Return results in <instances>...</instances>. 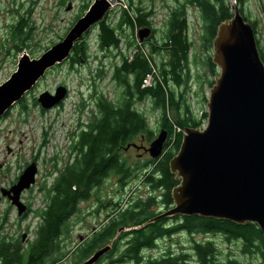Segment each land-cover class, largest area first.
Wrapping results in <instances>:
<instances>
[{
  "label": "rangeland",
  "instance_id": "1",
  "mask_svg": "<svg viewBox=\"0 0 264 264\" xmlns=\"http://www.w3.org/2000/svg\"><path fill=\"white\" fill-rule=\"evenodd\" d=\"M94 1L0 0V84L12 75L13 70L14 72L17 70L19 57L23 52L38 58L48 46L67 34L73 22L80 15L85 14ZM145 1L147 2L143 4L138 0L133 2L132 0H114L104 21L112 27H117L124 10L127 12L135 10L141 13L152 8L155 10L149 19L157 31L146 48L158 72H162L160 75L164 73L167 76L168 90L175 92L181 105L187 100L186 111L181 115L186 117L191 110L192 117L201 119L205 124L211 82L215 80L218 69L216 74L213 73L208 62L209 57L212 61L213 49L206 48V22L202 10L192 7L187 11L186 25L177 34L180 36V45L178 51L174 53L173 43L169 40L167 43L165 30L168 28L167 12L173 8L176 0ZM227 2L231 7L237 6L242 9L249 20L255 23V35L264 53V0H246L244 5H239L237 0H227ZM69 3L73 5L71 10L67 9ZM25 20L27 22L23 31L28 32L26 41L23 36L17 34L16 30L14 31V28ZM117 30L120 40L118 47L112 45L101 48V28L98 24L95 25L84 37L87 40L86 44L88 42V50L86 56L81 55L82 59L79 63L74 60L73 63H63L49 70L44 80H41L0 119V219L7 216L2 235L29 251L32 243L39 236L38 232L43 221L35 211H40L48 204L46 189L53 186L61 172L76 161L79 155L77 141L82 130L100 116L99 99L103 97L108 103L118 105L126 93L127 88L121 81L123 75L118 73L124 58L128 65H132L137 60L132 69L143 65L141 62L143 57L139 52L134 55L133 60H130L137 49L136 35L139 29L126 24ZM11 35H13L12 39ZM185 51L188 59L180 60L181 67L177 73L173 69V64L178 62ZM79 55L78 50L76 57ZM169 66L171 67L170 76L167 72ZM125 79L133 80V74H128ZM59 84L68 88L67 96L62 104L50 109L42 108L38 101L41 93L55 91ZM138 94L132 97L133 107L146 115L149 129L154 132L155 137L162 125L163 111L155 106V102L149 95L139 102ZM167 114L173 121L175 117L178 118L177 112L175 115L172 111ZM132 142L146 147H149L151 143L147 139V133L143 135V138L140 135ZM172 145L173 140H169L167 151ZM121 157L128 165L140 164V167L131 170L133 175L127 178L128 180H124L126 183L121 181L120 175L111 174L92 190L91 194H96L98 198L93 196L79 204V211L68 219L62 236L45 256L44 264H55V261H57L56 264H77L81 261L80 249L87 246L88 242L86 241L78 249L76 246L81 240L90 237L92 228L99 227L113 212L110 207L116 200H108L118 189L123 191V208L130 207L138 200L144 201L153 197L154 202L149 207L150 211L155 215L166 211L168 206L163 204L162 191L152 186L150 176L144 172V168H141L144 162L152 159L149 152L142 147L139 149L131 147L128 150L122 149ZM33 161L37 162L38 168L36 183L23 193V201L29 206V211L19 216L17 209L10 201L2 197L1 188L12 186ZM99 201L100 207L103 208L95 214ZM167 223L171 225L173 220L169 219ZM24 234L26 237L23 241ZM207 238H216L222 259L228 260L229 255L233 254L231 258L244 264H263L255 256L243 255L235 242H226L216 234L208 236L183 232L174 237L159 240L157 248L147 251L145 255L152 258L155 255L164 254L163 251H168L170 248H173L176 254H190L195 240L204 242ZM101 264L133 263L105 262Z\"/></svg>",
  "mask_w": 264,
  "mask_h": 264
},
{
  "label": "water",
  "instance_id": "2",
  "mask_svg": "<svg viewBox=\"0 0 264 264\" xmlns=\"http://www.w3.org/2000/svg\"><path fill=\"white\" fill-rule=\"evenodd\" d=\"M111 4L95 0L63 41L40 58L27 52L19 58L17 71L0 85V117L43 77L46 71L66 59L74 42L101 21ZM234 17L218 27L213 41V62L221 69L211 89L207 126L187 127L170 169L180 179L173 189L174 206L149 223L174 216L199 215L227 219L239 224L252 222L264 231V61L255 31L237 6ZM150 28L139 31L143 41ZM67 88L55 95L43 93L42 107L60 103ZM168 131L163 129L147 149L154 159L162 156ZM37 162L30 164L11 188H1L17 207L19 216L27 206L22 193L36 182ZM110 246L96 251L82 264H95Z\"/></svg>",
  "mask_w": 264,
  "mask_h": 264
},
{
  "label": "trees",
  "instance_id": "3",
  "mask_svg": "<svg viewBox=\"0 0 264 264\" xmlns=\"http://www.w3.org/2000/svg\"><path fill=\"white\" fill-rule=\"evenodd\" d=\"M197 1L200 3L203 18L206 22V48L210 50L213 47V41L217 35L219 25L224 21L232 19L234 13L227 0ZM245 1L238 0L239 5H244ZM241 12L244 14L242 10ZM150 15L149 13L136 11L135 21L139 26H150L151 23L147 20V17ZM244 15L248 21L249 17L246 14ZM186 19L185 15L178 14L177 12L170 19V29L166 40L167 43L168 40L173 43L174 53L178 51L180 45V36L177 34L186 25ZM252 23L255 30V23ZM126 24L132 25L133 28L135 26L134 19L127 11H124L117 27H112L103 21L101 23L100 35L101 48L112 45L118 47L120 40L117 36V29ZM87 44L85 40L79 42L77 52L79 50L80 55L76 57V62H79L83 55L86 56L88 50ZM259 51L264 61V53L260 47ZM181 59L187 61L186 51L179 57L178 62L173 64V69L177 73L179 67H181ZM136 61L132 65H128L124 58L122 66L118 68V73L123 75L121 81L127 88L125 95L118 105L108 103L103 97L99 99L98 108L100 116L95 118L86 129L82 130L79 141H77L79 155L76 161L70 164L66 170L62 171L53 186L51 185L47 189L49 202L41 213L43 222L38 232L39 236L32 243L30 251L2 235L7 216L0 219V264H44L45 256L64 231L68 219L77 211L80 201L88 199L93 188L103 183L109 175H120L122 177L121 181L126 183L124 180H128L127 178L133 175L131 170L140 167V164L134 166L128 165L121 157V150L136 137L147 133L148 141L154 138V132L149 129L146 115L133 107L132 97L135 94L139 93L140 101L149 95L154 100L155 106L163 111L162 127L168 129L170 137L173 135L174 128L168 119V105L173 112H177L178 114V126L182 128L186 126L197 128L203 125L201 119L192 117L191 110L188 111L186 117L181 115L182 112L186 111L187 100L181 105L175 92L168 91L167 93L164 84L158 83L155 88L142 90L141 82L144 75L149 71V65L142 58L141 62L143 65L132 69L131 67ZM208 62L212 72L216 74V66L211 61V57H209ZM130 73L133 74L132 81L125 79ZM164 83H167L166 77ZM214 83L215 80L211 82V85H214ZM205 116H208L207 113ZM181 142L182 133H179L171 149L166 151L162 158L159 160H147L141 166V168L146 169V174L150 176L154 188H165V191L162 192L163 204L169 207L173 205L172 190L180 182L176 174L172 173L170 169V161L178 153ZM153 202V197L144 201L138 200L122 211L118 218H137L138 220L134 224L144 223L156 216L149 209ZM173 219V225L166 230L160 227V223L164 222L165 219L137 230L136 236L127 241V247L120 257H125L126 261L139 264L145 258V247H154L156 245L157 240L151 236L152 234L158 237L163 234L172 235L182 230L188 234H220L227 242L239 241L240 251L243 254L256 255L264 264V231L255 223L239 224L227 219H215L199 215L174 217ZM154 226L159 227L151 229ZM139 232H142V234H139ZM113 235L107 238L94 236L87 246L80 249V259H85L99 246H104L113 238ZM220 253V250L215 246V242L213 241H194L190 254L169 253L165 257L146 261L145 264H244L237 259L223 261L219 257Z\"/></svg>",
  "mask_w": 264,
  "mask_h": 264
},
{
  "label": "flooded vegetation",
  "instance_id": "4",
  "mask_svg": "<svg viewBox=\"0 0 264 264\" xmlns=\"http://www.w3.org/2000/svg\"><path fill=\"white\" fill-rule=\"evenodd\" d=\"M169 0H167L168 2ZM183 1V0H182ZM138 2H141L143 4H145L147 1L145 0H138ZM72 3H69L68 6H67V9H72L73 5L71 6ZM169 5V4H168ZM176 7H177V3L175 2L174 4ZM189 8V7H188ZM187 8V9H188ZM180 9H183L185 10L184 8H180ZM78 19V18H77ZM27 22V20H25V22H22L20 23L18 26H16L14 28V31L16 30L17 31V34L19 33L21 36H23V39L25 40L28 36V32H24L23 29H24V25L25 23ZM75 22H73L74 24ZM29 24V23H28ZM72 24V26H73ZM71 26V27H72ZM70 27V28H71ZM13 31V32H14ZM70 31V29L68 30V32ZM12 32V33H13ZM67 32V34H68ZM67 34L61 39V40H58L56 42H54L53 44H51L50 46H48L46 48L49 49L51 46H53L54 44L56 43H59L61 41H63V39L67 36ZM13 38V35H11V39ZM26 41V40H25ZM25 43V42H24ZM76 44L75 43V46L73 47L72 51H71V54L70 56L68 57V59L64 60L63 62L59 63L58 65L60 64H63V63H69V62H72L74 60H76V57H75V54H76V50H75V47H76ZM45 50V51H46ZM44 51V52H45ZM43 52V53H44ZM42 53V54H43ZM57 66V65H56ZM14 72V70H13ZM58 106V105H56ZM161 189V190H160ZM160 189H157L158 191H165V188L164 187H160ZM122 190L118 189L115 191V194L114 196H112L108 201L110 200H117L118 201V204H121L123 205V199H122ZM92 193V192H91ZM161 195V194H160ZM159 195V196H160ZM96 197V199L98 198V196L96 194H90V197ZM162 196V195H161ZM118 204H112L110 209L111 211H114L112 213V215L110 217H106L105 218V221L102 222V224L99 226V227H94L92 228V232H91V235L90 237H87L83 240H86V239H89V238H92L94 236H101V237H104V238H107L109 236H111L112 234L113 235V239L111 240V243H112V253H113V258H112V262H119V261H123V260H126L125 257H120V254L123 253V251L126 249L127 247V241L134 238L137 234V230H139L138 226H141V224H134L138 219L137 218H130V219H127V218H116L114 221L112 220L113 219V215L118 213V210H116L118 208ZM103 207H100V201H99V205L97 206V208L95 209V214H98L99 213V209H101ZM110 211V212H111ZM109 213V212H108ZM168 220L164 221V222H161V228L163 230H166V229H169L171 226L167 223ZM158 223V222H157ZM133 224V225H131ZM159 226H154V228H151V229H157ZM125 228V229H123ZM150 230V229H149ZM139 234H142V232H139ZM181 234V233H179ZM173 235V234H172ZM151 236H153L155 238V240H158V239H165V238H168L170 237L171 235H167V234H163L161 236H156L154 234H152ZM25 235H23L22 237V240L24 241L25 239ZM117 241V242H116ZM154 248H157L156 247H145V250H152ZM172 251H175L173 248H170L168 251H163L165 254L163 256H166L168 255L169 253H171ZM233 254H231L230 256L232 257ZM248 255V254H247ZM248 257H251L248 255ZM108 260V259H107ZM102 262V261H101ZM100 262V263H101ZM100 263H97V264H100ZM140 264H144V259L142 260V262ZM252 264H255V263H252Z\"/></svg>",
  "mask_w": 264,
  "mask_h": 264
},
{
  "label": "built area",
  "instance_id": "5",
  "mask_svg": "<svg viewBox=\"0 0 264 264\" xmlns=\"http://www.w3.org/2000/svg\"><path fill=\"white\" fill-rule=\"evenodd\" d=\"M155 78V70L149 74H147V76L144 79V83L143 86H152L153 85V81Z\"/></svg>",
  "mask_w": 264,
  "mask_h": 264
},
{
  "label": "bare ground",
  "instance_id": "6",
  "mask_svg": "<svg viewBox=\"0 0 264 264\" xmlns=\"http://www.w3.org/2000/svg\"><path fill=\"white\" fill-rule=\"evenodd\" d=\"M109 1H112V0H109Z\"/></svg>",
  "mask_w": 264,
  "mask_h": 264
}]
</instances>
